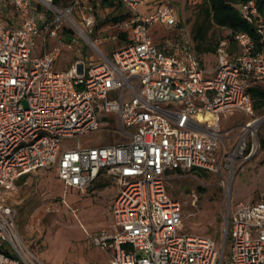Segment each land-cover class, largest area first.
Segmentation results:
<instances>
[{"label": "built area", "instance_id": "built-area-1", "mask_svg": "<svg viewBox=\"0 0 264 264\" xmlns=\"http://www.w3.org/2000/svg\"><path fill=\"white\" fill-rule=\"evenodd\" d=\"M109 1L130 17L119 25L126 39L111 36L120 41L111 57L90 38L100 0H0V264H45L4 198L20 177L41 169H54L66 188L80 192L100 179L120 187L110 231L90 236L112 252L110 264H264V200L234 206L220 249L212 238L179 232L182 209L167 191L172 173L204 171L229 192L237 163L257 151L252 138L264 118L245 123L232 147L221 129L235 112L253 118L249 89L264 88V18L255 1L241 8L260 44L231 34L232 41L218 43L212 71L169 0ZM152 2L157 6L145 15ZM157 23L176 34L157 44L148 32ZM63 49L85 58L56 70ZM108 115L128 140L82 146L80 136L108 125ZM66 139L76 145L62 151Z\"/></svg>", "mask_w": 264, "mask_h": 264}, {"label": "rangeland", "instance_id": "rangeland-1", "mask_svg": "<svg viewBox=\"0 0 264 264\" xmlns=\"http://www.w3.org/2000/svg\"><path fill=\"white\" fill-rule=\"evenodd\" d=\"M70 2L71 0H68L62 4L68 5ZM169 2L176 9L178 21L190 32L195 23L203 21L202 7L195 5V1ZM157 3L147 4L146 11L145 7L143 9L144 14L150 13ZM125 12V8H99L96 24L100 25ZM120 31L119 26H103L90 35V38L97 40L100 50L111 57L112 52L120 47V41H112L111 36L118 35ZM148 32L158 44L164 37L175 35L177 31H169L164 25L157 23L150 26ZM226 34L225 29L213 27L209 37L213 44H217ZM82 42L83 51L88 56L91 49L85 41ZM35 45L38 51L42 49L41 41H36ZM47 45L51 47L54 42L48 40ZM75 57L63 49L57 60L56 70L68 68ZM76 58L84 59L85 56ZM205 77H210V74L206 73ZM258 118H264V110L256 111L253 118L235 112L233 116L223 119V137L232 139L228 143L229 146H234L245 123ZM106 121H109L108 125H101L99 129L80 136L81 145L100 148L122 144L128 140L121 133L118 119L114 115H108ZM252 139L256 143L257 151L248 160L237 163L236 175L229 186V192L220 186L216 176L204 171L198 172L199 175L172 173L169 176L167 191L180 203L182 209L183 226L180 233L212 238L218 242L221 249L226 216L234 206L239 202L253 203L264 200V121ZM75 145V140L66 139L62 143V151ZM119 191L120 187L113 183L102 188L92 186L84 192L66 188L58 179L56 171L48 169L34 173L4 198L5 202L18 212L21 237L45 264H110L112 252L92 244L90 236L104 229L110 231L114 224V214L110 207ZM73 210L77 212L74 213Z\"/></svg>", "mask_w": 264, "mask_h": 264}, {"label": "trees", "instance_id": "trees-1", "mask_svg": "<svg viewBox=\"0 0 264 264\" xmlns=\"http://www.w3.org/2000/svg\"><path fill=\"white\" fill-rule=\"evenodd\" d=\"M67 2L68 0H61ZM195 1V5L201 6L203 21L201 23H195L191 30V35L194 42V49L198 55L203 67L213 65L216 58L217 44H213L209 32L213 27L225 29L227 31L224 39L231 40V34L246 33L250 35L257 43L260 44V38L255 32L254 24L248 23L242 12V5L247 4L250 1H255L259 14L264 18V0H188ZM204 6V8H203ZM96 7V4H94ZM111 7L114 10H121L122 6L114 1L100 0V8ZM98 14V11L96 15ZM128 14H121L108 19L106 22L95 26L97 32L103 26L118 27L124 21L129 20ZM183 26V23L180 22ZM121 39H126V33H118ZM206 58L209 60L207 61ZM249 94L252 98L254 110H264V88L261 85H256L249 89ZM198 174V173H196ZM199 175V174H198ZM102 188L105 185H98Z\"/></svg>", "mask_w": 264, "mask_h": 264}, {"label": "crops", "instance_id": "crops-1", "mask_svg": "<svg viewBox=\"0 0 264 264\" xmlns=\"http://www.w3.org/2000/svg\"><path fill=\"white\" fill-rule=\"evenodd\" d=\"M109 28V27H108ZM216 65V58H215V63L213 65H208L206 66L205 68L208 70V71H212V69L215 67ZM211 69V70H210ZM48 169H41V170H38V171H46ZM36 171V172H38ZM34 172V173H36ZM34 173H31V174H27V175H24L22 177H20L17 182H16V187H18L20 184L24 183L29 177H31ZM59 179V178H58ZM60 180V179H59ZM110 183H113L115 184L111 179H100L98 182H96L95 184H93L92 186H98V185H105V187L110 184ZM91 186V187H92ZM90 188V187H89ZM11 194V193H10ZM13 207V206H12ZM111 208V207H110Z\"/></svg>", "mask_w": 264, "mask_h": 264}]
</instances>
